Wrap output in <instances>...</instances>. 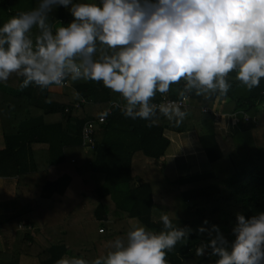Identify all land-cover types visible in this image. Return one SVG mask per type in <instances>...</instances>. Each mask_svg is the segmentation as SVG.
Instances as JSON below:
<instances>
[{
  "label": "trees",
  "instance_id": "obj_1",
  "mask_svg": "<svg viewBox=\"0 0 264 264\" xmlns=\"http://www.w3.org/2000/svg\"><path fill=\"white\" fill-rule=\"evenodd\" d=\"M35 1L0 0V24L20 11L34 8ZM57 7L49 13L50 22L54 25L60 19L62 23H69L73 17L67 8ZM22 79L11 74L5 83H0V118L6 127L0 146V176H22L37 170L35 145L45 147L46 163L60 169L62 174L59 179L32 190L36 210L20 213L0 224L7 250L15 255L22 253V264H55L66 253L72 254V244L54 241L48 231L50 220L40 214L42 208H48L53 214L62 215L69 201L65 195L68 186L72 195L82 193L83 200L76 206L79 212L63 213L61 223L66 227L61 224V228L66 232L71 228L68 234L73 229L80 230L74 256L86 259L89 258L78 246L87 236L90 216L102 225L98 232L105 234L97 241L90 238L96 256L101 253L100 249L108 248L104 254L111 250L110 242L117 237L126 238L134 224L161 230L160 216L167 214L178 227L192 229L186 240L178 241L166 252L168 264H206L210 258L215 264L217 258L209 254L210 249L205 255L196 254V248L215 235V232L209 235L211 226L227 232L225 239L230 243L235 238L232 227L237 213L247 219L264 211V110L260 108L264 105V78L258 87L248 90L235 79L234 72L229 73L230 88L219 99L213 94L205 100L192 92L187 115L178 126L159 114L152 122L125 117L118 108L112 107L114 101L123 105V98L100 81L70 80L71 86L64 87L63 94L55 100L47 88L41 90L29 85L19 90ZM182 86L183 81L177 84L178 91ZM161 96L156 93L152 102ZM170 96L179 98L178 92ZM82 98L86 102L76 106ZM204 107L222 114L243 112L249 118L241 116L240 122H235L239 130L232 137H221L214 131V115L203 111ZM107 108L111 111L106 121L95 128L94 147L84 151L83 125L89 119L98 118ZM168 130L176 133L196 130L212 169L169 180L164 173L165 152L170 145V139L165 136ZM192 138L184 137L183 143L196 160L202 162L203 154ZM70 149H77L79 153H69ZM179 152L182 155L179 146L173 144L169 174L178 163L175 158L181 156ZM151 161L162 174V188L154 174L146 172ZM77 213L83 214L77 218ZM20 222L31 225L33 230L26 231L18 240L16 232ZM201 227L207 231H198Z\"/></svg>",
  "mask_w": 264,
  "mask_h": 264
},
{
  "label": "clouds",
  "instance_id": "obj_2",
  "mask_svg": "<svg viewBox=\"0 0 264 264\" xmlns=\"http://www.w3.org/2000/svg\"><path fill=\"white\" fill-rule=\"evenodd\" d=\"M56 6L73 17L66 26L50 22ZM233 72L248 90L264 78V0H37L0 24V83L11 74L23 77L19 90L100 81L123 98L112 107L132 119L152 122L159 114L178 126L187 115L186 93L224 97ZM181 81L179 100L152 102ZM217 128L226 131L222 122ZM160 222L159 231L132 225L106 254L65 256L55 264H168L166 252L192 229L167 214ZM212 232L198 256L210 249L215 264H264V211L247 219L237 213L230 243L218 226Z\"/></svg>",
  "mask_w": 264,
  "mask_h": 264
},
{
  "label": "crops",
  "instance_id": "obj_3",
  "mask_svg": "<svg viewBox=\"0 0 264 264\" xmlns=\"http://www.w3.org/2000/svg\"><path fill=\"white\" fill-rule=\"evenodd\" d=\"M37 4V0L35 1V6ZM57 10L58 7L56 6L53 10ZM54 11H51L53 13ZM56 23L54 24V27L62 25H67L68 23H62V21L56 20ZM59 22V23H58ZM70 87L71 82L68 80V83L63 86H50L47 89L51 92V96L53 98L58 99V95L61 96L64 92V87ZM1 91V90H0ZM178 92L177 84L170 85L169 91L167 93H164L162 95L171 97L170 95H175ZM161 95V93H160ZM162 97V96H161ZM61 98V97H60ZM8 100L5 101L7 103ZM223 102V100H222ZM260 108L264 110V105L261 104ZM220 118L215 119L214 121V131L216 134L220 135L221 137H232L235 133L238 132L239 126L236 125L234 121V117L232 114H222L220 113ZM5 119H10L9 116H4ZM223 123L225 125V130H218L217 125L219 123ZM6 129L4 127V121L3 118H0V146L3 144V132ZM165 136L170 139V145L168 146L166 152H165V162L166 166L164 169V173L169 178V180H175L179 176L187 175V174H195V173H201L205 171H209L212 169V164L209 162L206 153L204 149L202 148L199 140H198V134L196 130H191L183 133H176L172 131H165ZM193 137L200 148L204 159H202V162H199L196 160V158L191 153L190 149L183 143L184 137ZM173 144L176 146H179V149L182 150V155L179 158H175L178 160V163L176 166H174V170L172 171V174L168 173V167L170 164V152L172 150ZM73 154L77 153V149H70L69 153ZM34 153L35 158L37 160L38 169L32 172H28L22 176L15 175V176H0V224L6 221L7 219L14 217L20 213H30L36 210L37 202L35 196L31 195L32 190L35 187H42L45 186L46 183L49 181H53L56 179H59V177L62 175L61 170L57 169L55 166H49L46 163V149L44 146L41 145H35L34 146ZM79 153V152H78ZM77 153V154H78ZM173 154V153H171ZM76 157V156H74ZM80 157V156H79ZM66 198L69 199L67 205L62 210L64 214H68L71 210H77L79 208H76L78 204H80L83 200V194L78 192L75 194H71V188L70 186L67 187L65 192ZM75 207V209H74ZM80 210H77L76 212H79ZM62 213V215H63ZM43 217L49 220L53 219H62V215H55L53 214V211L48 210V208H42V211L40 212ZM76 214V213H73ZM83 213H77V218H80ZM49 225V224H48ZM51 228L49 225L48 228ZM28 230H33L31 225H26L23 222H20L18 224V230L16 232V238L18 237L19 240V234H23ZM62 232L66 233V230H62ZM71 233L68 234L70 236L71 234L75 233L80 236L81 232L80 230L73 229L70 231ZM33 236H35V232H32ZM30 241H28L27 245H30ZM70 249H72L70 246H68ZM13 253V254H12ZM10 252L7 250V247L4 244L3 239L0 240V264H22V257L23 254L18 252L19 255H15L14 252ZM65 256H73L71 252L66 253ZM6 259V262H2ZM8 259V260H7ZM207 264V262H206ZM213 264V261H212Z\"/></svg>",
  "mask_w": 264,
  "mask_h": 264
},
{
  "label": "rangeland",
  "instance_id": "obj_4",
  "mask_svg": "<svg viewBox=\"0 0 264 264\" xmlns=\"http://www.w3.org/2000/svg\"><path fill=\"white\" fill-rule=\"evenodd\" d=\"M146 172L147 173H151L152 172L154 174L152 176L153 177L154 176L156 177V181L158 182L157 184L159 186H161V188H162V183L164 182L163 181L164 179L162 178V174L159 171V168H158L157 164L154 161H151L149 163V165H147ZM61 222H62V219L61 218L58 219V220H56V219L50 220L49 225L51 226V228L50 227L48 228L49 234L53 236L54 241H56V240H64L65 242L71 243L72 244V247H73L72 254L74 256V253H75L74 251L76 250V247H77L78 241H79V237H81V236H78L75 233H73V235H70V237H69L68 236V231L71 228L68 229V231L66 233L62 232V230H64V228H61L62 227L61 224H63ZM86 225H87V227H86V229H87V236L85 237V240L84 241H80L81 244H79L78 247L80 248V251H81L82 254L84 253L86 257H88L89 259H92V258H95L97 254H96L95 250H93V242H91L90 238L92 239V241H97L99 239H103L105 237V234H100L98 232V229L100 231V229H101L100 227H102V225H100V222L97 221L96 219H94L92 216H90L87 219V224ZM220 233L225 238L228 235V234H226L227 232L225 233L224 231L223 232L220 231ZM18 236H19V239H21L22 234H19ZM107 250H108V248H106V250L100 249L99 251L101 253L99 255L104 254L105 251H107ZM2 262H6V259L4 261H2ZM207 264H212V259L211 258L207 260Z\"/></svg>",
  "mask_w": 264,
  "mask_h": 264
},
{
  "label": "built area",
  "instance_id": "obj_5",
  "mask_svg": "<svg viewBox=\"0 0 264 264\" xmlns=\"http://www.w3.org/2000/svg\"><path fill=\"white\" fill-rule=\"evenodd\" d=\"M68 83V80H66L63 85H66ZM62 85V86H63ZM188 96V99L186 101L183 102L182 104V108L186 109L189 106V101H190V97H191V93H186ZM180 98H172V97H167L162 95V97H160L157 101L153 102L156 104L159 103H163L167 100H179ZM86 102V100L84 98H82L79 102L76 103V106H79L81 103ZM110 108H107L105 111H103L98 118L96 119H89L85 122V124L82 127V132H81V138H82V148L84 149V151H88L91 150L94 145H95V138H94V131L97 125H100L102 123H104L106 121V118L108 116V114L110 113ZM203 111L205 112H211L214 115L215 119H219L220 118V113L212 110L211 108L208 107H204ZM105 113H107V115H105ZM232 116L234 117V121L236 123L240 122V117L243 116L244 119H248L249 117L247 116V114L243 113V112H236L233 113ZM71 161H74V159H71ZM102 230V229H100ZM0 240H1V234H0Z\"/></svg>",
  "mask_w": 264,
  "mask_h": 264
}]
</instances>
